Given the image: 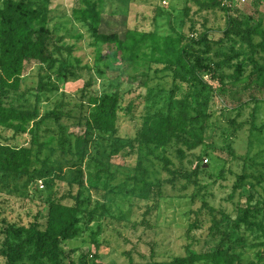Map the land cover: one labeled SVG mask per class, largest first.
Listing matches in <instances>:
<instances>
[{
    "label": "trees",
    "instance_id": "trees-1",
    "mask_svg": "<svg viewBox=\"0 0 264 264\" xmlns=\"http://www.w3.org/2000/svg\"><path fill=\"white\" fill-rule=\"evenodd\" d=\"M233 3L222 4V0L186 1L185 13L192 4L199 11L223 12L227 18L221 40L224 37L240 39L246 41L251 49L248 48L250 54H241L234 49L217 50V58L214 59L208 56L212 48L207 38L208 29L194 36L173 29L161 32L155 27L145 29L126 23L122 34L117 31L104 32L100 30L103 0H75L70 14L89 33L94 60L90 68L82 66L81 58L74 54L76 43L62 42V37L50 31V11H42L40 4L34 5L30 0H0V135L5 131L14 134L13 143L8 140L0 142V171L21 175L30 173L33 150L26 144H19L16 138L17 135L33 133L34 126L30 123L37 116V110L7 103L5 98L20 90L26 66L31 62L51 66L58 61L55 76L64 82L68 75L75 73L76 68L87 67L100 80V86L99 91L91 94L86 102L88 110L83 118L84 138L89 139L91 134H95L106 140L111 152H121L124 157L137 156L135 171L126 180L127 186L125 183L112 185L115 175L110 171V166L92 156L83 170H77L80 177L78 185L73 180L67 181L63 185L65 190H61L57 184L52 198L44 209L34 214L33 220L29 223L5 222L4 239L0 246V258H3L1 264H101L97 261L96 252H81L73 257L75 249L65 252L61 246L64 240L79 237L84 227L100 215L97 214L98 205L87 211L80 190L74 191L73 188L87 184L95 191L104 190V197L121 195L133 206L135 202H130L127 195L131 196L135 192L138 182L142 181L146 188L149 185L144 179L146 169L141 165L149 155H154L153 159H160L157 161L161 162L165 177L157 187L150 184L149 190L145 188L148 194L145 207L148 212L159 208L160 199L180 179L186 181L185 187L190 183L195 186L198 184L197 176L203 171L200 167L202 157L197 156L190 170L184 165L183 159L205 141L209 94L214 92L220 95L222 101L228 104L230 97H237L235 88L240 84H244L243 89L252 83L264 86V66L253 57L257 49L264 51L262 20L254 16L255 13L245 12L238 17V6ZM255 35L261 40L254 44L252 37ZM79 37L76 39L79 40ZM249 67L252 69L247 74ZM231 68L232 71L226 70ZM104 69L116 71L117 76L109 78ZM168 71L170 74L166 73ZM168 75L170 78L166 80ZM124 76L128 79L124 80ZM140 76L144 79L140 80L139 86L144 87L145 91L139 93L143 107L137 111L140 102L127 99V95L134 90V82ZM153 80L155 82L151 83ZM213 81L218 84L213 86ZM46 86L38 87L37 92ZM234 91L236 94H233ZM227 93L230 95L227 96ZM63 114V107L59 104L46 117L51 116L60 123ZM262 128L264 124L258 129ZM65 137L61 134L60 148L67 145ZM158 148L161 151L155 155ZM143 149L147 150L144 155L141 154ZM176 158L179 161H175ZM243 158L248 160L249 156ZM250 176L252 174L249 173L240 175L233 192L241 187L239 181L246 182ZM259 177L255 176L258 182L261 181ZM247 191L251 199L254 187H247ZM143 195L137 192V196L142 199L145 198ZM189 195L190 201L194 202L197 194L193 192ZM202 202L201 208L192 210L194 217L184 235L190 236L192 229L198 227L201 222L199 211L207 208L214 219L209 226V234L212 237L219 234V240L214 246L202 250L191 247L193 239L192 242H181L180 253L172 254L168 264H264V239L248 244L243 231V227L259 231L258 235L264 238V197H258L254 204L248 200L230 220V228L222 230L212 207L207 206L205 200ZM219 212L227 218L231 217L222 210ZM39 215L45 216L44 222L39 221ZM97 233L99 231L91 233L95 243ZM242 248L250 251L254 249L255 256L246 261ZM151 249L153 254V247Z\"/></svg>",
    "mask_w": 264,
    "mask_h": 264
},
{
    "label": "rangeland",
    "instance_id": "rangeland-1",
    "mask_svg": "<svg viewBox=\"0 0 264 264\" xmlns=\"http://www.w3.org/2000/svg\"><path fill=\"white\" fill-rule=\"evenodd\" d=\"M30 1L34 5L40 4L42 11H50L51 18L48 21L50 31L62 37V42L76 43L77 49L74 54L81 58V65L93 67L89 33L86 28L76 23L70 14L75 0ZM186 1L103 0L100 30L117 31L122 34L127 23L145 29L155 27L161 32H170L173 29L185 35L197 36L208 29L207 38L212 43L208 56L211 58H217V50L234 49L241 54H250L251 49L246 41L226 37L221 40L227 18L223 12L199 11L198 7L192 4L191 9L185 13ZM237 8L238 17L245 12L255 13L254 16L261 18L264 28V0H246ZM78 35L79 40L76 39ZM260 40L257 35L252 37L254 44ZM253 57L264 66L263 50L257 49ZM58 65V61L51 66L47 63H29L20 90L10 93L5 98L7 103L12 102L16 106L32 111L36 109L37 116L35 122L30 123L34 126L33 133L17 135L16 138L19 144H26L33 150L30 173L21 175L0 171V246L4 239L5 222L29 223L33 220L34 214L44 209L45 204L52 198L57 184L61 190H65L66 187L63 185L67 181L73 180L78 185L80 177L77 170H83L85 163L92 156L110 166V171L115 175L111 181L112 185L125 183L127 186L126 180L131 178L135 171L137 156L124 157L121 152H111L106 146V140L95 134H91L89 139L84 138L83 118L88 110L86 102L91 94L99 91L100 80L92 75L87 67H83L76 68L75 73L68 75L64 82L55 76ZM251 69L249 67L246 73L249 74ZM104 70L109 78L117 76L116 71ZM226 70L232 71V68ZM166 73L170 74L169 71ZM166 77L167 80L170 75ZM123 79L128 78L124 76ZM141 79L144 77L140 76L135 80L136 87L127 95V99L140 102L137 111L143 107L139 98V93L145 91L144 87L139 86ZM154 82L155 80L151 83ZM212 84L216 86L218 83L213 81ZM43 85L47 86L41 87L42 90L37 92V88ZM243 85L235 88L237 97H230L228 104L222 101L220 95L214 92L209 94L205 141L197 149L188 152L183 159L184 165L190 170L197 156L202 157L200 167L203 171L197 176L196 186L190 183L185 187L186 181L180 179L175 187L168 188L167 195L160 199L159 208L153 212L146 210L148 194L142 181L135 184L137 188L131 196L127 195L130 202H135L133 206H130L127 199L121 195L108 198L103 196L106 194L104 190L95 191L87 184L74 186V191L80 190V197L85 200L87 211L98 205L97 214L100 215L84 227L79 237L64 240L61 244L64 251L75 249L73 257L81 252H96L97 261L101 264H128L131 261L134 264H168L172 254L180 253L181 242L188 240L192 242L193 239L191 247L194 250L214 246L220 235L212 237L209 234V226L213 224L214 219L207 208L199 211L198 217L201 222L198 227L192 229L190 236L184 235L194 217L192 210L201 208L202 200L206 201L207 206L212 207L214 216L220 220L219 227L222 230L230 228V220L239 213V208L245 206L248 200L254 204L258 197H264V128L258 129L264 124V86L252 83L243 89ZM59 104L62 105L64 114L62 121L57 123L51 116L46 117V114ZM61 134L66 136L65 148L59 146ZM13 137L12 131H5L0 135V142L8 140L13 143ZM141 151L142 155L147 152L146 149ZM160 151L161 148H158L155 155ZM232 152L236 156H233ZM245 155L249 156L248 160L243 158ZM152 156L154 155L144 159L141 165L147 172L144 179L149 185L157 187L165 173L161 170V162L157 161L160 159H153ZM161 156L162 154L159 155ZM175 161L179 159L176 158ZM243 173L252 174L253 177L247 178L246 182L239 181L241 187L233 192L238 177ZM255 176H261L259 177L261 181L258 182ZM140 178L142 179L141 176ZM247 187H254L251 199L248 198ZM137 192L144 194L145 198L138 197ZM193 192L197 194L194 202L189 199V193ZM255 192L257 193L254 194ZM149 196L151 197L152 193ZM219 210L230 214L231 217H225ZM38 218L40 222L45 221V216L39 215ZM92 231H99L96 234L97 243L93 241ZM243 231L248 244L258 243L264 239L258 235L259 231L245 227ZM241 250L246 261L255 256L254 249ZM2 262L3 258H0V264Z\"/></svg>",
    "mask_w": 264,
    "mask_h": 264
},
{
    "label": "built area",
    "instance_id": "built-area-1",
    "mask_svg": "<svg viewBox=\"0 0 264 264\" xmlns=\"http://www.w3.org/2000/svg\"><path fill=\"white\" fill-rule=\"evenodd\" d=\"M246 0H222V4H231L233 2V4H236V6H240L243 5V3H245Z\"/></svg>",
    "mask_w": 264,
    "mask_h": 264
}]
</instances>
